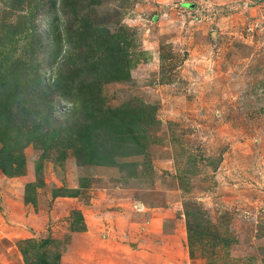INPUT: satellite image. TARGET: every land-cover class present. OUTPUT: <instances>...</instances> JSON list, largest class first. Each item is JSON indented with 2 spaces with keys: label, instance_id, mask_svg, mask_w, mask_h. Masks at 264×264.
<instances>
[{
  "label": "rangeland",
  "instance_id": "1",
  "mask_svg": "<svg viewBox=\"0 0 264 264\" xmlns=\"http://www.w3.org/2000/svg\"><path fill=\"white\" fill-rule=\"evenodd\" d=\"M0 264H264V0H0Z\"/></svg>",
  "mask_w": 264,
  "mask_h": 264
},
{
  "label": "trees",
  "instance_id": "2",
  "mask_svg": "<svg viewBox=\"0 0 264 264\" xmlns=\"http://www.w3.org/2000/svg\"><path fill=\"white\" fill-rule=\"evenodd\" d=\"M91 65H93V68L101 70L103 73L102 68H98L97 63H90L89 66L91 69ZM114 66V68H112ZM107 69L106 73H113L120 69L118 61H112L111 57L109 56V59L106 61V65L104 66ZM77 74H83L84 68L78 67L76 69ZM67 74V73H66ZM69 75V74H67ZM64 77V75H63ZM85 86V83H82V87L80 90H83ZM68 87V86H67ZM49 89H58L59 93L62 94L65 91V85L62 84V79L60 78V75L52 84L48 86ZM69 91V89H67ZM9 98L4 100L5 107L9 108L10 106L14 107V102H18L21 104L23 102V98L21 101L19 100L20 97L14 98L12 95L9 94ZM20 107V106H18ZM17 106L15 108H18ZM21 111V110H19ZM18 117L16 116V121ZM112 123L105 124V123ZM109 126L111 127V130H104V134L101 132L99 133L97 131L96 135L88 139H86L84 148L82 150V153H84V158L87 163L89 164H109V165H119L120 167H123V164L121 162H117L116 158L127 156L133 151L138 152L139 151V145L140 142L137 140L136 136H134V132L139 130V124L134 121H127L122 120L120 118H114L113 120H106L104 122H99L95 124V129L100 130L102 126ZM38 128V125H36ZM6 131V130H5ZM109 133H107V132ZM87 132L84 133V136H86ZM88 141V142H87ZM87 142V143H86ZM7 162H1L4 166L2 168L7 172L8 174H12L15 172L16 168H19V166H13L11 163L12 158L8 156L6 158ZM20 164V163H19ZM18 164V165H19Z\"/></svg>",
  "mask_w": 264,
  "mask_h": 264
}]
</instances>
